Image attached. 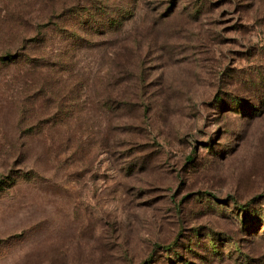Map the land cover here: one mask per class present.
Segmentation results:
<instances>
[{"label":"rangeland","instance_id":"obj_1","mask_svg":"<svg viewBox=\"0 0 264 264\" xmlns=\"http://www.w3.org/2000/svg\"><path fill=\"white\" fill-rule=\"evenodd\" d=\"M69 6L0 64V264H264V0H0V57Z\"/></svg>","mask_w":264,"mask_h":264},{"label":"trees","instance_id":"obj_2","mask_svg":"<svg viewBox=\"0 0 264 264\" xmlns=\"http://www.w3.org/2000/svg\"><path fill=\"white\" fill-rule=\"evenodd\" d=\"M90 9V8H89ZM94 14H96V16L99 13H92L90 10L85 9L84 10H79V8L77 7H61V8H57V9H52L50 17L47 19L45 24V28H48V31L46 32H40V30H38L40 28V26L44 25H38L36 26V39H33L32 42L33 44L31 45L30 48V52H40L43 55H46L47 57H39V58H33L29 55V53H24V54H20V53H15V54H11V53H5L4 55H2L0 57V64L4 65V66H15L18 64H22V65H29L30 67H47L50 66V58H49V53L45 54L42 53L46 47L44 45L47 44L48 41V37L49 34L51 32H55L59 35V37L62 40H68L71 42L69 48H77L79 47L78 42H82L84 40H82V38L78 35V31L80 29H86L84 27H88L89 32L88 33H94L95 32V28L98 26V24H96L95 20V16ZM100 15H98L97 17H99ZM73 19V23L76 24V29L74 30H67V21L69 19ZM91 21V22H90ZM108 25L112 26V27H116L119 24L118 20L112 19L109 20ZM96 26V27H95ZM38 38V39H37ZM47 46V45H46ZM61 59V56H54L53 60L54 62L59 61ZM52 63V62H51ZM55 64V63H52ZM39 76H42L41 74H39ZM40 78H36L34 81L36 82H45V85L37 83L38 85H41L44 88V95L47 96V90L49 87V79H43V80H39ZM262 82V81H260ZM42 96L43 98L45 96ZM39 96V95H38ZM13 180L11 179V184H13ZM6 185V183H2L0 184V192H2L4 189H2V187H4ZM176 243V240L172 241L171 243H169L168 245L165 246H161L160 248H163L165 251L171 249ZM140 264H151L149 259L145 260L143 262H141Z\"/></svg>","mask_w":264,"mask_h":264}]
</instances>
